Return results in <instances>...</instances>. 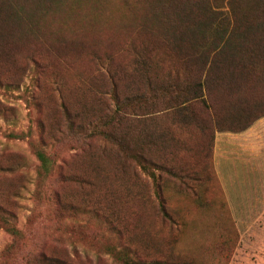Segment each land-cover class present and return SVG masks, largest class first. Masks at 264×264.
Wrapping results in <instances>:
<instances>
[{
	"label": "rangeland",
	"instance_id": "obj_1",
	"mask_svg": "<svg viewBox=\"0 0 264 264\" xmlns=\"http://www.w3.org/2000/svg\"><path fill=\"white\" fill-rule=\"evenodd\" d=\"M0 5V188L10 203L4 217L0 212V264H47L45 256L123 264L121 252L141 264H264L263 163L238 168L242 182L234 190L243 210H228L210 133L179 127L163 99L146 90L144 67L134 64L161 26L146 1H45L40 11V0ZM22 7V16L39 21L34 34L25 19L9 20ZM97 58L110 75L98 76ZM100 118L109 127L114 119L118 135L129 127L152 135L157 144L144 150L148 171L115 142L88 136ZM41 148L52 160L48 174L39 171ZM81 173L94 186L65 179ZM57 194L75 207L62 208ZM162 199L174 226L160 211Z\"/></svg>",
	"mask_w": 264,
	"mask_h": 264
},
{
	"label": "trees",
	"instance_id": "obj_2",
	"mask_svg": "<svg viewBox=\"0 0 264 264\" xmlns=\"http://www.w3.org/2000/svg\"><path fill=\"white\" fill-rule=\"evenodd\" d=\"M45 1L58 6L61 0H40L41 5L37 11L42 10ZM144 1L150 5L148 13L152 19L161 26H156L160 32L156 29V40L151 44L152 46L146 47L143 52L139 50L135 52L134 64L139 70L144 67L141 76L144 75L146 90L150 91V95H155V98L163 99L166 105L164 113L175 116L173 118L177 122L180 121L179 127L185 130L194 127L203 134L210 133L214 160L216 132L242 131L264 116V0H225V2L223 0L221 3L219 0L216 4L211 0ZM0 9L4 8L0 5ZM23 10L22 7L17 12L14 11L9 20L19 23L20 19H25V25L34 34L39 21H36L32 14L26 18L22 16ZM1 20L3 23L8 21V18L2 17ZM6 37L8 35H4L3 39ZM96 60L100 64L97 68L98 76L110 75L109 64L101 58ZM114 93L121 103L116 88ZM197 106H202L203 110L200 111ZM61 107L65 115H69V108L63 100ZM119 112L118 110L115 114L117 120ZM113 121L114 119L109 127L108 121L100 118L99 122L93 125L92 132L88 136L106 143L115 142L119 153L128 161L135 162L148 171L146 163L149 164L148 162L151 161L148 160L144 150L146 145L153 143L156 145L157 141L151 134L143 137L132 127L118 135ZM81 128L83 129L84 126ZM158 137H162L159 142L163 141L165 144V132L160 133ZM207 140L210 138H206L205 143ZM179 141L186 145L190 144L188 139ZM170 142H178L177 136L172 135ZM105 149L104 151H107ZM37 158L39 171L48 174L52 168V160L44 148L37 151ZM93 162L101 167L98 162L94 160ZM2 165L0 161L1 171L4 170ZM97 165L95 169H99ZM213 167L219 179L214 161ZM151 175L155 180V174L151 173ZM177 175L179 176V173ZM65 179L75 181L82 186L95 184V180L87 173L74 174ZM194 196L202 201L197 192ZM0 198H2L0 212L4 217L3 212L10 203L5 198L2 188H0ZM56 200L62 208L75 207V204H69V201L60 194H57ZM160 202V211L165 220L172 222L173 226L177 224L166 208L164 199ZM225 203L226 208L230 210L226 193ZM96 205L97 203L91 207L98 211L99 207ZM121 253L120 259L123 264H141L140 260L132 258L127 252ZM45 257L47 264H79L78 261L71 259ZM83 261L92 264L88 258L81 260Z\"/></svg>",
	"mask_w": 264,
	"mask_h": 264
},
{
	"label": "crops",
	"instance_id": "obj_3",
	"mask_svg": "<svg viewBox=\"0 0 264 264\" xmlns=\"http://www.w3.org/2000/svg\"><path fill=\"white\" fill-rule=\"evenodd\" d=\"M214 159L230 210H243L234 187L242 182L238 177L239 170L248 168L254 159L263 163L264 170V116L242 131H218Z\"/></svg>",
	"mask_w": 264,
	"mask_h": 264
}]
</instances>
